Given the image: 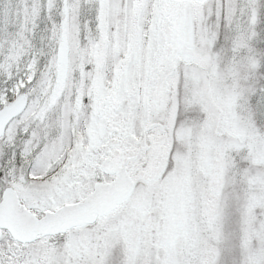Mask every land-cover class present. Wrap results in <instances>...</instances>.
Wrapping results in <instances>:
<instances>
[{
  "label": "snow or ice",
  "instance_id": "obj_1",
  "mask_svg": "<svg viewBox=\"0 0 264 264\" xmlns=\"http://www.w3.org/2000/svg\"><path fill=\"white\" fill-rule=\"evenodd\" d=\"M0 264H264V0H0Z\"/></svg>",
  "mask_w": 264,
  "mask_h": 264
}]
</instances>
